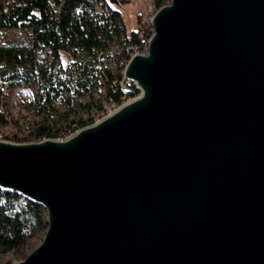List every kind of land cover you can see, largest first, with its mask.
I'll use <instances>...</instances> for the list:
<instances>
[{
  "label": "water",
  "instance_id": "95a60500",
  "mask_svg": "<svg viewBox=\"0 0 264 264\" xmlns=\"http://www.w3.org/2000/svg\"><path fill=\"white\" fill-rule=\"evenodd\" d=\"M124 68L138 95L64 139H0L40 206L11 264H264V0H170Z\"/></svg>",
  "mask_w": 264,
  "mask_h": 264
},
{
  "label": "trees",
  "instance_id": "16d2710c",
  "mask_svg": "<svg viewBox=\"0 0 264 264\" xmlns=\"http://www.w3.org/2000/svg\"><path fill=\"white\" fill-rule=\"evenodd\" d=\"M154 1L164 5V0ZM136 43L137 33L127 32L120 12L106 0H0V103L6 77L10 86H34L39 114L31 138L11 141L56 139L93 123L105 103L136 97L133 85H122L120 70L107 66L111 57L119 63ZM45 51L51 60L40 66ZM46 228L40 206L0 190V257L20 254Z\"/></svg>",
  "mask_w": 264,
  "mask_h": 264
},
{
  "label": "rangeland",
  "instance_id": "374dc122",
  "mask_svg": "<svg viewBox=\"0 0 264 264\" xmlns=\"http://www.w3.org/2000/svg\"><path fill=\"white\" fill-rule=\"evenodd\" d=\"M17 1V0H16ZM110 6L120 12L122 20L125 24L128 33L137 32L138 23L144 10L151 8L155 13L159 8L154 0H106ZM170 0H164V5L168 4ZM95 9L100 11V5L95 3ZM148 36H151L152 30H148ZM9 38L14 37L12 32L8 33ZM50 54L48 51L43 52L39 56L38 64L44 66L50 63ZM67 59L65 58L64 61ZM108 68L114 73L120 70L118 61L111 57L107 63ZM105 102V101H103ZM106 104V103H105ZM35 88L33 85H18L10 86L7 82L3 88V96L0 103V113L4 118L5 123L0 124L1 140H24L31 138V124L39 121V114L35 107ZM100 118V117H99ZM96 118L95 120H98ZM32 141V140H31ZM13 142V141H11ZM27 142V141H25ZM45 231H37L32 238H30L20 254L8 253L0 257V264H11L23 259L31 250H33L42 240Z\"/></svg>",
  "mask_w": 264,
  "mask_h": 264
},
{
  "label": "built area",
  "instance_id": "2783aa9c",
  "mask_svg": "<svg viewBox=\"0 0 264 264\" xmlns=\"http://www.w3.org/2000/svg\"><path fill=\"white\" fill-rule=\"evenodd\" d=\"M154 12L152 11L151 8H147L144 10L142 13L139 23H138V28H137V43L134 45L131 49H128L126 51V54L123 58L120 59L118 66L120 69V75L122 76L123 71L125 66L128 63V60L136 53H146L147 52V46H148V40L150 36H148L147 29L152 30L150 21L152 19ZM2 82L4 85H6V77L2 78ZM130 99L123 100L121 102H111V103H106L103 105L102 111L99 115V117H102L106 114L111 113L114 109H116L119 105L129 101ZM98 117V118H99ZM78 129L75 130H66L65 132H62L58 138L56 139H64L67 138L68 136L72 135L75 133ZM2 137L0 136V139Z\"/></svg>",
  "mask_w": 264,
  "mask_h": 264
}]
</instances>
